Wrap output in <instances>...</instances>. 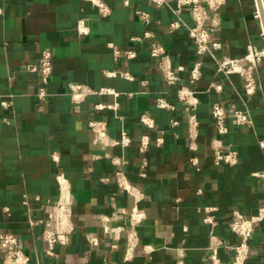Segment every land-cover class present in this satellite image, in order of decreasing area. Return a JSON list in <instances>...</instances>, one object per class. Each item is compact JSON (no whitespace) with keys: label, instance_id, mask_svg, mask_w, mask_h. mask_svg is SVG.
Segmentation results:
<instances>
[{"label":"crops","instance_id":"1","mask_svg":"<svg viewBox=\"0 0 264 264\" xmlns=\"http://www.w3.org/2000/svg\"><path fill=\"white\" fill-rule=\"evenodd\" d=\"M101 1L107 13L91 0H0V95L10 103L0 102V236L16 233L29 264H212L211 245L218 247L222 264H232L230 245L237 241L229 226L232 212L249 215L264 205V179L256 175L264 171V61L255 73L259 86L251 94L238 73L218 72L211 56L204 58L202 74L191 84L190 69L198 56L189 34L194 20L188 7L177 0L162 6L154 0ZM257 11V0H224L219 10H210L207 24L213 40L224 45L216 58L242 57L249 44L264 47ZM82 19L87 33L78 30ZM176 20L181 26L170 31ZM153 40L185 67L182 84L196 91L193 110L185 109L177 87L165 82L149 52ZM129 49L137 56L127 57ZM43 50L51 51L54 61L45 101L37 95L39 76L31 71ZM73 82L116 94L89 95L76 107L69 88ZM161 97L174 109L159 108ZM216 101L228 111L250 112L252 124L241 126L229 118L228 132L219 137L211 114ZM99 103L117 108L99 111ZM191 114L200 122L195 138ZM142 115L154 118L156 127L143 125ZM92 119L107 122L110 139L126 132L132 143H96L89 127ZM145 135L150 145L141 153ZM219 138L238 151L236 166L215 163ZM118 169L139 190L137 195L118 185ZM59 201L72 208V228L51 257L45 225H31L30 220H47L60 228L55 213ZM134 207L145 217L131 246ZM206 207L216 208L211 212L214 223L205 222ZM104 216L110 218L105 224ZM90 234L100 239L98 247L90 244ZM263 243L264 221L252 238L248 264H264Z\"/></svg>","mask_w":264,"mask_h":264},{"label":"built area","instance_id":"2","mask_svg":"<svg viewBox=\"0 0 264 264\" xmlns=\"http://www.w3.org/2000/svg\"><path fill=\"white\" fill-rule=\"evenodd\" d=\"M96 3L103 13H107L109 8L101 0H91ZM158 6H162L166 3V0H154ZM177 2L184 7H188L191 11L194 23L189 26V34L194 41V46L196 54L198 56L197 61L194 66L190 69V83L194 84L202 74V65L205 57H212L217 63L218 72L227 73H238L244 82V88L248 93H254L259 83L256 78V70L259 65L264 61V47H259L254 44H249L247 52L242 57H229L223 56L222 58H216L215 52L224 48L223 43L213 40L212 32L208 26V20L210 19V10H219L223 4L224 0H177ZM128 3V0H126ZM0 13L2 9L0 8ZM147 16V15H146ZM256 17H260V12L257 11ZM84 20H80L78 24V30L82 33H87L85 28ZM181 26V21L176 20L171 22L170 31H175ZM150 32H146V37H151ZM264 35V31H263ZM114 49L115 54L120 56L121 51L117 49L114 45L110 44ZM150 55L157 60L158 68L163 74L165 82L170 86L177 87V93L179 100L184 104L185 109L193 110L197 103L196 91L191 86H186L182 84V73L185 71V67L181 64H176L172 60L167 48L159 40H153L150 47ZM127 57L134 58L137 56L135 50L129 49L124 52ZM54 68V61L51 51L43 50L42 56L38 64L31 66V71L36 72L41 81V85L37 91L38 97L45 101L49 95L47 90V85L49 79L52 75ZM111 74H115L112 72ZM127 78H132L130 73H125ZM216 89H221V84L213 85ZM70 95L71 99L76 107L84 101L89 95L93 94H116L113 89L101 88L93 89L91 87L79 84L70 83ZM0 102L4 106H9V102L2 99L0 95ZM157 106L161 109L172 110L174 106L164 97L157 100ZM96 110H104L105 108H117V104H104L99 103L95 106ZM211 114L214 124L217 129L219 137L228 132L227 120L233 118L238 125H251L252 116L250 112L244 111L242 109L234 108L232 111H228L225 106L220 102H214L211 107ZM143 125L149 129H154L156 127V121L154 118L148 115H142L140 118ZM177 124V121H173ZM200 122L195 114L190 115V131L192 138H195L198 134ZM89 127L94 134V141L96 143H109V144H120L122 146H129L132 143V138L123 132L122 136L118 140L110 139L107 131V122L102 119H92L89 122ZM163 143V138L159 136L157 138V144L161 145ZM216 157L215 163L218 165L226 164L230 166H236L239 163V153L236 149L229 146H224L221 142V138L216 140ZM150 145V138L145 135L139 145V151L145 153ZM264 146V142H262ZM194 147V145H193ZM57 160L58 157L54 155ZM194 164H198L197 159L194 157L192 159ZM146 163V161H145ZM257 176L264 179V171L257 172ZM59 181L62 183V188L67 189L69 187L68 182L64 179L62 173L58 175ZM103 181H109V177H104ZM115 180L118 185L128 191L132 195H137L139 190L131 184L121 169L116 171ZM9 212V209H5ZM216 210L215 207L205 208V222L214 223V216L211 214L212 211ZM55 213L59 217L60 228L52 225L50 221L42 219H31L30 224L35 225L42 223L45 225L44 239L47 243V254L48 256L56 255V245L64 242V239H68L65 234L69 233L72 228V208L70 205L58 202L55 207ZM145 217L144 211L140 210L138 207H134L131 213V228L128 230V241L131 246H134L137 240L136 226ZM110 218L104 216L102 218L105 224ZM264 221V205L260 207L255 213L246 215L239 210H234L231 214L229 220V226L232 233L237 237V241L230 245L233 252V262L232 264H248L250 257L252 255V238L256 232L257 225ZM89 242L93 247H98L100 245V239L95 234L89 235ZM0 247L3 250V258L0 264H29V256L24 251L21 246L20 239L16 233L11 231L3 232L0 236ZM208 259L212 264H222L219 257L218 247L211 245L209 247ZM264 253V243L261 246Z\"/></svg>","mask_w":264,"mask_h":264},{"label":"water","instance_id":"3","mask_svg":"<svg viewBox=\"0 0 264 264\" xmlns=\"http://www.w3.org/2000/svg\"><path fill=\"white\" fill-rule=\"evenodd\" d=\"M258 1V8L260 12V16L263 22V29H264V1L263 0H257Z\"/></svg>","mask_w":264,"mask_h":264}]
</instances>
